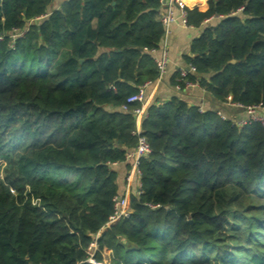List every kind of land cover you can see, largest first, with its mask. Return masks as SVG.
Segmentation results:
<instances>
[{
  "label": "trees",
  "instance_id": "trees-1",
  "mask_svg": "<svg viewBox=\"0 0 264 264\" xmlns=\"http://www.w3.org/2000/svg\"><path fill=\"white\" fill-rule=\"evenodd\" d=\"M56 1L0 0V264H93L94 244L103 264H264V127L177 96L149 107L143 192L110 222L113 165L136 145L120 106L158 76L144 47L161 42V0ZM187 10L195 27L217 18L190 78L223 103L264 102V0Z\"/></svg>",
  "mask_w": 264,
  "mask_h": 264
},
{
  "label": "built area",
  "instance_id": "built-area-1",
  "mask_svg": "<svg viewBox=\"0 0 264 264\" xmlns=\"http://www.w3.org/2000/svg\"><path fill=\"white\" fill-rule=\"evenodd\" d=\"M188 5L189 0H161L160 16L163 24L161 42L158 47H144L145 52L153 54V59L158 67V76L155 80L146 81L141 84L138 91L129 95L126 102L120 106L122 110L131 112L135 117V128L132 133L136 136V145L126 153V162L129 164L126 174V188L123 194H118L113 198L114 213L110 216V222L128 217L132 212L129 204V194L134 192L139 195L143 192L141 164L143 159L148 157L152 152L151 143L143 128V121L148 117L149 107L151 106L149 103L150 97L148 95V89L151 87L156 88L163 81L167 66L170 62L169 45L172 26L176 23L185 27L192 26L188 22ZM25 31L26 30H22L16 34L22 36ZM1 38L2 36L0 35V39ZM158 51L160 53L159 56L155 55ZM195 72L196 67L192 64L180 67L178 70L179 76L176 79L177 83L174 85L175 89L177 91H182L186 88L201 87L202 85L198 80H192L189 76L190 73ZM225 103L231 107L241 109L243 111V116H230L219 109L218 114L222 119H231L232 124L239 127L252 123H258L264 127V102L242 104L240 102H234L232 97L229 96L228 101ZM199 110L203 112L205 108L199 107ZM150 205L152 207L160 206L159 204ZM95 250L96 244L93 245L90 257L87 261L93 264H103L94 258Z\"/></svg>",
  "mask_w": 264,
  "mask_h": 264
},
{
  "label": "crops",
  "instance_id": "crops-1",
  "mask_svg": "<svg viewBox=\"0 0 264 264\" xmlns=\"http://www.w3.org/2000/svg\"><path fill=\"white\" fill-rule=\"evenodd\" d=\"M62 2L63 0H57L54 6H59ZM216 19V17H211L205 20L200 27H185L179 23L172 26L169 45L170 62L167 66L163 81L156 88L151 87L148 89V95L150 97L149 103L151 105L153 103L165 102L177 96L187 101L190 105L203 107L205 109H220L230 116H243V111L241 109L231 107L219 101L204 86L177 91L173 83V78L178 73L179 68L189 63L187 62V56L191 55V44L193 39L199 36L208 24L216 22ZM146 53L153 58V54L150 52ZM155 55L159 56V51L156 52ZM113 167L118 171L120 192L123 194L126 188V174L129 168L128 163H114Z\"/></svg>",
  "mask_w": 264,
  "mask_h": 264
},
{
  "label": "water",
  "instance_id": "water-1",
  "mask_svg": "<svg viewBox=\"0 0 264 264\" xmlns=\"http://www.w3.org/2000/svg\"><path fill=\"white\" fill-rule=\"evenodd\" d=\"M34 22H36V23H37V22H38V19H35V20H34Z\"/></svg>",
  "mask_w": 264,
  "mask_h": 264
}]
</instances>
